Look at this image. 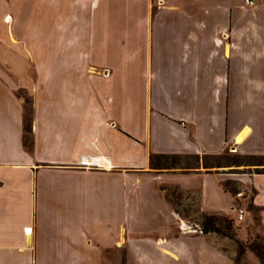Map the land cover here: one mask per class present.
I'll return each mask as SVG.
<instances>
[{"label":"crops","instance_id":"obj_1","mask_svg":"<svg viewBox=\"0 0 264 264\" xmlns=\"http://www.w3.org/2000/svg\"><path fill=\"white\" fill-rule=\"evenodd\" d=\"M213 6L0 0V15L41 11L0 16V264H188L204 253L192 238L219 250L159 190L198 176L217 211L203 156H264V0ZM211 7L226 18L209 23ZM153 153L200 163L166 170ZM241 180L264 223V170Z\"/></svg>","mask_w":264,"mask_h":264},{"label":"rangeland","instance_id":"obj_2","mask_svg":"<svg viewBox=\"0 0 264 264\" xmlns=\"http://www.w3.org/2000/svg\"><path fill=\"white\" fill-rule=\"evenodd\" d=\"M174 1H190V0H174ZM209 4L214 5L213 7L218 8L221 2H231L232 0H207ZM219 4V5H215ZM85 12V11H84ZM11 15H0L5 20H10L11 16L13 20H23L25 17L32 18L33 20L39 19L41 11L38 9L32 10L28 15L24 11L16 9L10 11ZM27 13V12H26ZM54 13V12H53ZM83 13V11H82ZM10 16V17H9ZM207 18L210 20L218 19L223 21L225 17V10H207ZM114 32L119 34V25H112ZM97 28V27H96ZM82 30V28H81ZM99 29H96L98 33ZM38 44V43H37ZM34 49H38L34 47ZM38 62V58H33V64ZM19 95L25 97L26 111H25V125L29 127L30 117V96L27 90L23 87L17 89ZM29 140V136H26ZM194 156L175 155L167 157H157L154 159V164H158L166 170L171 168H177L178 166H194L198 164ZM201 163V169L206 172L217 173L221 188L225 193L217 189L215 180L213 177H209V183L211 188L214 190L215 195L218 197H224L223 207L218 208L217 211L201 210V194L199 187L201 185V178L195 175H183V179L189 186L193 188H183L174 183H166L159 186L163 188V193L168 198L171 207L177 213L179 218L185 223L187 230L192 233L203 234L207 239L211 240L215 246L219 249L204 248L207 245V241L203 239L196 240L192 238L193 247L198 242L199 250L204 249L202 256H197L194 252L191 255V260L188 264H262L258 257V254L264 257V223L261 218L260 209L255 206L252 200H237L235 194L237 191H245L246 196H249V189L246 184L241 180L247 173L260 172L264 170V164H258L263 162L264 158H260L256 155H242L232 152L231 148H228L222 154H206L203 156ZM200 163V162H199ZM203 165V166H202ZM210 188V187H209ZM226 197V198H225ZM215 199V198H214ZM215 203V201H212ZM237 203H243L246 207L244 219L241 221L234 220V211L232 207ZM205 207L209 209H215L213 205L205 202ZM202 213H210L216 215L218 218L226 219L225 223L230 226V229H226L233 236L225 235L216 231H209L202 233L200 230V222L202 220ZM216 224L220 227V223L217 221ZM203 237V236H202ZM206 243V244H205ZM209 246V245H208Z\"/></svg>","mask_w":264,"mask_h":264},{"label":"trees","instance_id":"obj_3","mask_svg":"<svg viewBox=\"0 0 264 264\" xmlns=\"http://www.w3.org/2000/svg\"><path fill=\"white\" fill-rule=\"evenodd\" d=\"M175 155H179V154L153 153V154H151V164H152L153 167H161L158 164H154V159L155 158H157V157L175 156ZM196 157L198 158L197 155H196ZM258 157L264 158V156H262V155H260ZM258 164H263V162L258 163ZM161 187H163V186H161ZM162 189L163 188L159 189L160 192H162L161 191ZM163 196L166 198V196L164 194H163ZM166 199L169 202L168 198H166ZM201 215H202V220H201L199 225H200V230H201L202 233L209 232V231H216V232H220V233L225 234V235L233 236L232 233H229L228 231H225L226 229H230V226L225 223L226 219H224L222 217L218 218L216 215L210 214V213H202ZM217 221L220 223V225H221L220 227L216 224ZM258 257L260 259V262L262 264H264V257L261 256L260 254H258Z\"/></svg>","mask_w":264,"mask_h":264},{"label":"built area","instance_id":"obj_4","mask_svg":"<svg viewBox=\"0 0 264 264\" xmlns=\"http://www.w3.org/2000/svg\"><path fill=\"white\" fill-rule=\"evenodd\" d=\"M235 198L237 200H245L246 199V194L245 191L240 190L237 191L235 194ZM233 211H234V220L235 221H241L244 219L245 216V212H246V207L243 205V203H237L232 207ZM31 230V228L27 227L25 228V232L29 233V231Z\"/></svg>","mask_w":264,"mask_h":264}]
</instances>
